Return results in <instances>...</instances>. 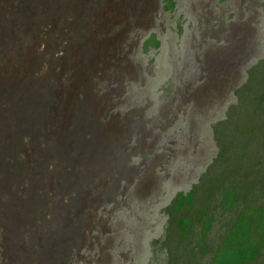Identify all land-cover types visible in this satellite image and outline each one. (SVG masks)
<instances>
[{"label":"rangeland","instance_id":"obj_1","mask_svg":"<svg viewBox=\"0 0 264 264\" xmlns=\"http://www.w3.org/2000/svg\"><path fill=\"white\" fill-rule=\"evenodd\" d=\"M174 1V5L169 6V0H154L152 20L132 26L126 33L125 49L132 48L130 61L140 66L141 76L125 78L121 83L118 105L111 107V99L103 96L109 99V107L108 112L100 115V121L105 124L111 114L123 117L138 109L143 110V117L140 127L135 126L132 131L130 139L134 138V144L130 140L123 149L124 153H129L126 157L129 161L126 160L123 167L126 169L112 170L114 176L122 178L117 184L113 180L103 183L96 178L95 187L105 184V190L96 191L81 206L87 226L79 234L84 236L81 245L70 248L69 264H208L212 245L220 241L219 236L238 211L264 203L261 191L264 185V0ZM245 22L253 38L251 49L239 51L222 93L196 100L194 94L208 81L206 50L209 47L226 49L232 28L247 26ZM151 34L160 41L159 46L146 45ZM93 78L90 79L94 87ZM94 91L99 94L96 88ZM167 103H171L173 109L162 118ZM220 185L236 187L240 197L234 208L223 209L218 199L209 196L203 204L207 206L205 216L211 215L214 220L206 239L200 240L204 216L203 220L195 221L193 230L180 240V231L169 214L178 192L197 187V205H202L201 195L215 193ZM1 213L0 210V216ZM0 231L1 250L4 240L1 226ZM190 249L201 262L190 259ZM3 252L4 248L0 251V264H3ZM253 264H259V258Z\"/></svg>","mask_w":264,"mask_h":264},{"label":"bare ground","instance_id":"obj_2","mask_svg":"<svg viewBox=\"0 0 264 264\" xmlns=\"http://www.w3.org/2000/svg\"><path fill=\"white\" fill-rule=\"evenodd\" d=\"M155 6L154 0H0V226L4 229L3 264H69L71 246L79 247L84 236L72 237L67 232L66 216H79L87 198L98 190H105V184L95 187L96 178L103 183L104 180H113L116 184L122 178L114 176V170L105 171L101 177L85 183L86 157L80 156L76 162L70 156L61 158L54 153L52 145L58 144L62 139L59 133L67 129L70 120L76 117L74 102L83 99L80 119L76 121L79 134L87 139L95 135L110 144L121 142L119 151L128 157L129 153H124L123 149L131 140L135 126L140 127L143 110L132 111L128 116L122 114L123 117L111 114L103 124L100 115L109 107V99L103 96L111 99V107L118 105L121 102V93L118 92L121 83L125 78L138 79L141 68L134 64L135 61H130L132 48L125 49L126 33L134 25L149 23ZM246 25L232 28L226 49H205L208 81L195 94L192 93L196 100L222 93L232 75V64L239 57V51L251 49L253 38L249 24ZM91 76L95 78L94 87ZM130 101L134 103V100ZM91 149L92 145H89L87 155ZM119 159L117 155L112 162L120 164ZM113 166L114 163L109 170ZM76 195L82 203L78 212L69 213V201ZM76 209L77 206L72 210ZM86 226L87 222H84L79 234Z\"/></svg>","mask_w":264,"mask_h":264},{"label":"trees","instance_id":"obj_3","mask_svg":"<svg viewBox=\"0 0 264 264\" xmlns=\"http://www.w3.org/2000/svg\"><path fill=\"white\" fill-rule=\"evenodd\" d=\"M169 1V6H173L175 1ZM149 43H154L156 46L160 45V41L156 39L154 34L149 36L146 45ZM132 140L131 143L134 144L135 140ZM261 191L264 195V185ZM197 192L198 188L195 186L188 192H178L173 207L169 208L172 223L180 231V240L193 230L195 221L203 220L207 209V206L203 204L206 199H209V196L213 200L214 198L218 199L219 207L226 210H232L240 197L236 187L220 185L215 193H203L206 196L201 195L203 200H200V204L202 205H197ZM213 220V216H205L202 234L200 235L201 241L206 239ZM219 240L215 246L212 245L213 248L206 246L211 248L212 253L208 264H253L258 258L259 264H264V203L252 204L239 210L231 222H228L227 228L219 236ZM189 253L190 259L201 262L195 251L190 249Z\"/></svg>","mask_w":264,"mask_h":264},{"label":"water","instance_id":"obj_4","mask_svg":"<svg viewBox=\"0 0 264 264\" xmlns=\"http://www.w3.org/2000/svg\"><path fill=\"white\" fill-rule=\"evenodd\" d=\"M84 87L86 86L84 85ZM82 100L83 99H79L74 102V107H76V117L70 120V126L67 129H62V131L59 133V137H62V139L58 141V144H56L55 146L53 144L52 146L54 153L58 154L61 158L63 156H70V158H72L76 162L80 156H83L84 158L86 157L85 161L88 164V169L84 172V180L85 183H89L92 182L96 177H101L105 173V171L111 172L112 170L116 169L118 170V172H121L122 168L125 166L127 158L121 155L119 151L120 147H122L121 142H119L118 144H110V142L105 141V139L97 137L95 135L93 138L87 139L83 135L79 134L76 121L80 119L79 117L82 109V103H84L85 101ZM89 145H92V149L87 155V147ZM117 155L120 156V164L118 163V161L117 163L112 162L117 159ZM108 159H110L109 163ZM107 163L108 167L106 166ZM113 163L115 164V166L112 167V170H109L110 166H112ZM80 188H83V184H81ZM39 198H41V195H39ZM81 203L82 202H79V199L76 195L73 200L69 201V213L78 212L79 205H81ZM76 206V211L72 210ZM0 219H2V215L0 216ZM65 221V228L67 232H69L72 237H76L79 235L81 226L84 224V222H86V217L83 213L79 214V216L77 217H71V215L69 214L68 217L66 216Z\"/></svg>","mask_w":264,"mask_h":264},{"label":"flooded vegetation","instance_id":"obj_5","mask_svg":"<svg viewBox=\"0 0 264 264\" xmlns=\"http://www.w3.org/2000/svg\"><path fill=\"white\" fill-rule=\"evenodd\" d=\"M167 104H168V106H167ZM167 104H166V107H165V110H166V111H164V109L162 110V113L165 115V116H164V115L162 114V115H163L162 117H166V113L170 112V110H171V108H172V107H169V106H170L169 103H167Z\"/></svg>","mask_w":264,"mask_h":264}]
</instances>
